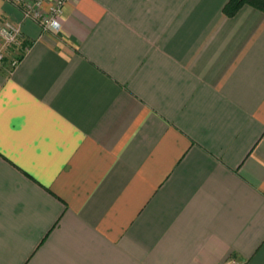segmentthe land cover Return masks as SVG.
Masks as SVG:
<instances>
[{"label":"crops","instance_id":"0c3cea01","mask_svg":"<svg viewBox=\"0 0 264 264\" xmlns=\"http://www.w3.org/2000/svg\"><path fill=\"white\" fill-rule=\"evenodd\" d=\"M33 2L0 0V264H264V12Z\"/></svg>","mask_w":264,"mask_h":264},{"label":"built area","instance_id":"2783aa9c","mask_svg":"<svg viewBox=\"0 0 264 264\" xmlns=\"http://www.w3.org/2000/svg\"><path fill=\"white\" fill-rule=\"evenodd\" d=\"M18 2L20 0H17ZM71 0H34L32 5L25 8V16L37 21L42 30L57 32L61 28V17L64 5ZM47 4L46 7L44 5ZM22 37L20 27L9 20L0 22V67L4 63L11 48L18 45ZM19 61V55H12L9 59L11 68ZM223 264H240L235 258H230Z\"/></svg>","mask_w":264,"mask_h":264},{"label":"trees","instance_id":"16d2710c","mask_svg":"<svg viewBox=\"0 0 264 264\" xmlns=\"http://www.w3.org/2000/svg\"><path fill=\"white\" fill-rule=\"evenodd\" d=\"M245 4L264 12V0H228L223 6V13L227 16H232Z\"/></svg>","mask_w":264,"mask_h":264}]
</instances>
